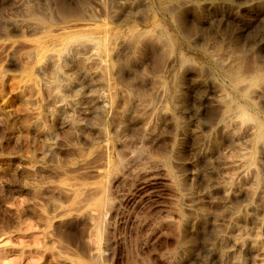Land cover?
<instances>
[{"label": "rangeland", "instance_id": "1", "mask_svg": "<svg viewBox=\"0 0 264 264\" xmlns=\"http://www.w3.org/2000/svg\"><path fill=\"white\" fill-rule=\"evenodd\" d=\"M262 127L264 0H0V264H264Z\"/></svg>", "mask_w": 264, "mask_h": 264}, {"label": "bare ground", "instance_id": "2", "mask_svg": "<svg viewBox=\"0 0 264 264\" xmlns=\"http://www.w3.org/2000/svg\"><path fill=\"white\" fill-rule=\"evenodd\" d=\"M168 34V33H167ZM166 34V35H167ZM168 37V36H167ZM170 38V37H169ZM168 38V39H169ZM97 39V38H96ZM99 39H97V44H98V42H99V44L101 45V40L100 41H98ZM169 41V40H168ZM92 42H94V41H92V39H91V43ZM176 42V41H175ZM60 44V43H59ZM59 44H58V47H59ZM94 44V43H93ZM92 44V45H93ZM98 44V45H99ZM170 44H172L173 45V42L171 41V43ZM55 45H57V44H55ZM54 45V46H55ZM96 45V44H95ZM95 45H93L94 47H96ZM54 46L52 45V46H48L47 48H39L38 50H39V52H38V57L36 56V58H38V60H37V64H41V66L42 65H45V64H47V63H52V62H55V60H57L58 59V57H59V55L57 54V50H58V47H57V50H56V47L54 48ZM79 46V45H78ZM99 47V46H98ZM101 47V46H100ZM170 47H171V45H170ZM172 48V47H171ZM100 49V48H99ZM175 49V47L172 49V50H174ZM100 51V50H99ZM96 52H98L97 51V48H96ZM32 53V52H31ZM30 53V54H31ZM64 53V52H63ZM94 53V52H93ZM65 54V53H64ZM98 54H100V53H98ZM104 54L106 55L107 53H105L104 52ZM103 54V55H104ZM63 55V54H62ZM93 55V54H92ZM101 55V54H100ZM94 57H95V53H94V55H93ZM96 56H97V53H96ZM99 56V55H98ZM98 56H97V58H98ZM29 57V55L28 54H25V55H23V58H25V59H27ZM182 57V56H181ZM22 58V59H23ZM31 58V57H30ZM30 58H28V59H30ZM99 59H100V57H99ZM102 59H104V58H102ZM182 60H183V58H181ZM185 59V58H184ZM187 59V58H186ZM100 61V60H99ZM184 61V63H185V60H183ZM25 62V61H24ZM179 63H180V61H179ZM182 65H183V63H181ZM181 65V66H182ZM180 66V67H181ZM39 67V66H38ZM50 67V66H49ZM59 68V67H58ZM182 68V67H181ZM38 70H40L39 68H37V71ZM60 76V75H59ZM256 78V77H255ZM49 84V83H48ZM173 84V83H172ZM52 85V83L50 84V86ZM54 85H56L55 84V81H54ZM49 86V87H50ZM15 89L20 93V94H25V93H27V92H35V91H37V83H36V81L35 80H33V79H30V78H27V77H25V78H22L21 80H19L17 83H16V85H15ZM48 89H50V88H48ZM57 91V90H56ZM37 93V92H36ZM28 95V94H27ZM34 95H36V94H34ZM102 98V97H101ZM53 99L55 100V101H61V96L58 94V93H53ZM104 100H105V98H103ZM40 102V101H39ZM39 102L37 103V104H35V105H38L39 104ZM105 102V101H104ZM27 104L28 103H30L29 101L28 102H26ZM58 103V102H57ZM52 104H54V102L52 103ZM17 105V104H16ZM49 106V105H48ZM35 107H37V106H35ZM34 107V108H35ZM48 109H49V107H48ZM48 111V110H47ZM74 111V110H73ZM231 111V110H230ZM50 116V115H49ZM244 116V115H243ZM245 118H246V116H244ZM35 119V118H34ZM51 119V118H50ZM248 119L250 120V118L248 117ZM35 123V122H34ZM260 127H261V125H259ZM67 127V126H66ZM260 129V128H259ZM261 129H263L264 130V128L262 127ZM260 129V130H261ZM259 130V131H260ZM262 131V130H261ZM260 131V134L258 135L259 137H261L264 133V131L263 132H261ZM262 133V134H261ZM257 137V136H256ZM262 138H263V136H262ZM259 139V138H258ZM257 142H260V141H257ZM261 142H263V139H262V141ZM260 142V143H261ZM263 145V144H262ZM48 150V149H47Z\"/></svg>", "mask_w": 264, "mask_h": 264}]
</instances>
